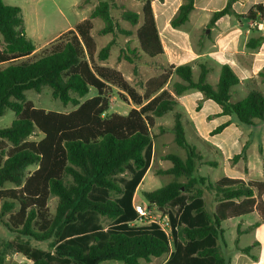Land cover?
<instances>
[{
  "label": "trees",
  "instance_id": "obj_1",
  "mask_svg": "<svg viewBox=\"0 0 264 264\" xmlns=\"http://www.w3.org/2000/svg\"><path fill=\"white\" fill-rule=\"evenodd\" d=\"M137 1L144 3L141 14L120 7V19L137 27L136 52L156 59L164 54V47L153 12L154 0ZM234 2L229 0L223 10L214 13L209 27L226 15L264 21V4L238 15L232 8ZM194 3L195 0H184L171 20L173 28L189 21ZM115 7L108 1L99 2L88 20L60 35L38 59L21 61L33 55L36 46L28 36L22 9L0 0V35L4 44L0 65L7 64L0 69V118L8 111L16 115L10 126L0 128V203L3 201L2 215L9 214L6 226L25 239L17 249L31 264H141L162 257H168L165 264H229L218 246L220 240L224 241L223 223L256 212L264 224V182L224 177L211 183L199 175L202 165L214 163L204 162L197 148L187 142L176 97L197 90L220 106L223 116H233L252 126L264 121V94L256 80L250 79L246 82L248 95L240 102H232L231 90L241 84V78L229 64L222 66L216 86L208 82L210 70L206 66H201L196 81L193 66L183 64L168 66L137 89L121 71L101 65L108 63L118 33L133 35L112 16ZM94 19L103 22L101 36L113 35L101 49L91 33ZM263 43L264 35L251 38L247 48L255 50ZM129 51L135 55L134 50ZM124 57L134 64L133 58L126 54ZM173 76L179 80L171 90L165 89ZM259 77L264 82V70ZM113 87L121 90L124 101L136 108L126 115H108V94ZM44 89H49L64 107L77 108L69 113L36 108L26 94ZM92 91L94 96L80 101ZM168 113L174 116V141L185 150L186 157L165 155L163 159L171 166L160 174L172 176L173 181L160 189L145 191L144 198L161 209H170L173 224L179 226L172 250L168 238L156 226L129 225L137 217L133 208L135 192L153 163L154 118ZM229 125L226 122L211 134H219ZM36 133L42 139L30 141ZM4 142L11 148L6 150ZM245 154L246 147L234 156L233 162L245 158ZM32 166L37 168L29 174ZM128 171L132 173L130 180L119 179ZM181 178L186 182H180ZM7 183L15 185V189H3ZM206 193L214 195L217 202L212 212L206 209ZM112 194L117 197L112 198ZM52 197L58 198L54 215L48 207ZM103 218L112 224L105 227ZM45 242L46 250L34 246ZM239 250L250 254L251 248ZM0 264H6L2 251Z\"/></svg>",
  "mask_w": 264,
  "mask_h": 264
},
{
  "label": "rangeland",
  "instance_id": "obj_2",
  "mask_svg": "<svg viewBox=\"0 0 264 264\" xmlns=\"http://www.w3.org/2000/svg\"><path fill=\"white\" fill-rule=\"evenodd\" d=\"M4 4L9 6H16L22 9L23 16L25 19V25L29 38L34 42L36 46V51L30 57L24 58L21 61H32L38 59L42 52L50 47L58 39L60 35L67 32L68 30L74 29L76 25L88 20L91 12L94 8L102 1H108L116 4V7L112 10V16L117 22H120L121 27L125 30H131L133 35L130 37L118 33L115 41L116 44L111 51V56L108 60L110 66L118 68L124 75L125 79L130 82L132 86L140 89L139 85L150 77L156 76L163 72L166 68L164 63L173 64H185L191 56V50L198 42V35L196 30V16H193L191 20L184 26L173 28L171 27L167 33L164 35L170 37L171 44L168 48V52L162 57V59H149L145 57L140 52H136L138 49V42L135 36V31L137 27L131 26L129 23L124 22L120 19V7H124L131 11H137V8L141 6V2L137 0H2ZM245 22L248 20L245 19ZM93 29L92 36L95 39L98 49L104 47L108 42L113 39V35L101 36L99 34L100 29L103 27V22L100 19L92 20ZM165 37V36H164ZM4 47L2 37L0 35V49ZM198 46L196 45V49ZM129 49L135 51V55L131 54ZM124 54L134 59V64L129 63ZM122 58V59H120ZM164 62V63H163ZM210 66L213 71L208 76V82L216 86L220 76V64L212 59H201L193 63V76L197 81L200 75V66ZM7 64L0 65V69H3ZM136 72V73H135ZM179 78L173 76L168 85V89H172V85L178 81ZM260 91L264 94V83L260 84ZM142 92V91H141ZM232 98L231 101L234 103L242 101L247 95L248 90L242 83L231 90ZM124 94L117 87H113L112 91L108 94L110 99V110L108 115L112 113H118L126 115L132 106L129 102L124 101L122 97ZM202 95L197 90H191L184 95ZM27 99L31 101L34 106L38 109H43L45 111H57L62 113H69L75 110L77 107L69 105L64 107V105L55 100L52 97L51 91L49 89H44L41 93H36L34 91L27 92ZM95 93L92 91L87 97L81 99L83 102L87 98L94 96ZM203 99L199 98H187L182 100V104L179 102L176 110L182 113L183 121L185 125L186 139L187 142L197 148V151L202 154L204 160L215 161L218 163L216 167H210L207 165L202 166L198 170V174L207 177L211 183L218 182L224 177H248L252 181L264 182V129H259L260 126L264 127V121H256L257 125H245L237 121L233 116H220L211 117L207 119V115L210 113L212 107L216 106V103H205V97ZM203 107L202 111L196 109L195 113L189 117L187 113V108L194 112V106L199 105ZM215 104V105H214ZM16 119L15 113L8 111L6 115L0 118V128H6L11 125V123ZM230 122V125L223 130L221 133L214 136H210L209 133L216 129L218 126ZM174 124L173 113H168L161 118L155 117V124L151 128V133L154 142V156L151 169L145 176L143 182L139 189L136 190L134 201L140 202L143 205H147V201L144 198L145 191H153L160 189L170 182L173 181L172 176H166L160 174V171L166 170L171 166V162L166 161L163 157L167 154H176L183 158L186 157L185 150L177 146L174 141V135L171 128ZM251 134V137H248ZM42 135L36 133L34 136L30 137V141L38 142L42 139ZM251 138L250 145L246 150L247 161L241 159L238 163L234 164L233 158L235 155L242 152L247 139ZM6 150L11 148V145L7 142L3 143ZM220 146V151L215 153L211 151V148L215 146ZM261 149L263 151L261 152ZM37 166H32L28 169V173H32ZM247 168V172L245 169ZM130 180L132 178V173L129 171L124 175H121L119 179ZM180 182H186L185 178H181ZM3 189H15V185L7 183ZM214 195L206 193L204 196L206 207L210 210L213 206ZM117 195L112 194V198H116ZM0 203V251L5 254L6 264H31L22 253L17 249V245L25 240L18 233L11 232L6 226L9 214L2 215L1 204ZM58 205V198L52 197L49 200L48 207L51 215L56 212V207ZM18 207H15L17 210ZM177 214V210H173ZM102 224L107 227L112 224V221L108 218L102 219ZM140 225V224H137ZM225 238L226 244L229 249H224L222 241H219L223 255L229 261V257H232L233 252L237 247L238 232L237 228H227ZM249 241V237H243L242 244ZM34 246H38L43 250H46L48 243H34ZM264 258V257H263ZM167 257H162L159 259H153L151 262L147 263L142 261L141 264H165ZM101 264H124L119 261H107ZM243 264V263H240ZM264 264V259H263Z\"/></svg>",
  "mask_w": 264,
  "mask_h": 264
},
{
  "label": "crops",
  "instance_id": "obj_3",
  "mask_svg": "<svg viewBox=\"0 0 264 264\" xmlns=\"http://www.w3.org/2000/svg\"><path fill=\"white\" fill-rule=\"evenodd\" d=\"M140 2L142 3L141 6L137 8V11H134L139 14H141L143 4H144L142 1ZM183 2L184 0H164L163 2L154 0L152 3L154 16H155L156 23H157V28L159 31V35H160L163 47H164V54L161 57H158V59H162L165 53L168 52V48L166 47V45L169 46L171 44V40H170V37L164 34L167 33L168 30L172 27L170 24L171 20L176 16ZM228 2L229 0H195L194 10L190 14L189 21L191 20L193 16L197 17L196 30H197V35H198V42H196L195 46L191 50L192 57L188 59V61H186L187 63L185 64L192 65L193 63L201 59L212 58L220 64L221 66L220 73H221L222 66L225 64H229L233 67L237 75L241 78L242 86L243 84L245 85V82H247V80L253 79V80H256L258 88H259L260 84L264 83L261 81V78L259 77V74L264 70V43L261 45V47L255 50H250L247 48V42L251 38H258L259 36L264 35V21L257 22V21L248 20V22H245V19L243 18L239 19L235 15H226L222 17L221 19H219L216 22L215 26L209 27L213 14L223 10L227 6ZM260 4H264V0H235V2L232 5V8L236 14L245 15L250 9ZM196 45L198 46L197 49H196ZM164 64L166 66H170V65L179 66V65H183L184 63L183 64H173V63L168 62ZM101 65L109 66L111 68L119 70L118 68L112 67L107 63H103ZM203 65L204 64H201V65L197 64V66H200L199 67L200 70H201V66ZM206 67L210 70V73L208 74L209 76L212 73L213 69L208 65ZM156 76H153V77H156ZM150 78L145 79V82L149 80ZM165 89H168V86H166ZM199 97L203 99L202 95H197L196 97V95L192 94V95H182L180 97H176V100L178 101V103L180 102L182 104V100L184 99H187V98L197 99ZM204 102L212 103L213 101L204 100ZM130 104L132 105L130 106L131 109L136 108L135 105H133L132 103ZM197 107L198 105L194 106L193 113L191 112L190 109L187 108V113L189 117H191V119L194 118L192 117L193 114L198 113L202 111L203 109V107L200 106V110L198 112H195ZM211 107L212 109L210 113L207 115V119H210L211 117L223 116L221 114L222 109L220 106L216 104V106H211ZM154 121H155V118H154ZM254 125L255 127L257 126L256 124ZM259 129H264V127L260 126ZM211 132L209 133V135L214 136L211 134ZM251 136L252 135L249 134L248 137H251ZM250 139L251 138L247 139V142L245 143L243 149L246 147V150H247L251 142ZM211 151L218 153L220 151V146L217 145L214 148L212 147ZM262 151L263 149H261V152ZM241 159H243L244 161H247L246 155H245V158L243 157ZM241 159H239L238 162ZM203 161L214 163V165H207V166H210V167L218 166L217 162L204 160V157H203ZM247 171L248 170L246 168L245 172ZM147 174L148 172L146 173V175ZM230 178H239V179H243L246 182L252 181L248 177H230ZM143 180L141 184L144 183ZM138 189L139 187L137 188V190ZM262 199L264 201V195ZM213 201H214L213 206L210 207V210H208L206 207V209L209 212H212L217 206L215 197L213 198ZM224 225H226L227 228L235 227L237 228V232H238L237 247L235 251L233 252L232 257H229V264H240V263L263 264L264 224L261 223L260 216L256 212H254L242 218L230 219L226 221L225 223H223V229H224ZM224 231L226 233L225 229ZM245 236L249 237V241H247L245 245H243L242 240H243V237ZM222 243L224 245V249L228 250L229 247L226 244L225 235H224V241H222ZM218 246L222 253L219 242H218ZM248 247L251 248L250 254H243L239 250V249H244ZM167 260H168V257H167Z\"/></svg>",
  "mask_w": 264,
  "mask_h": 264
},
{
  "label": "built area",
  "instance_id": "obj_4",
  "mask_svg": "<svg viewBox=\"0 0 264 264\" xmlns=\"http://www.w3.org/2000/svg\"><path fill=\"white\" fill-rule=\"evenodd\" d=\"M133 208L137 214V217L134 221L129 222V225L156 226L166 235L172 250L175 232L179 230V226L173 224L170 209H161L157 205L151 204L149 202H147V205H143L136 201L133 202Z\"/></svg>",
  "mask_w": 264,
  "mask_h": 264
}]
</instances>
